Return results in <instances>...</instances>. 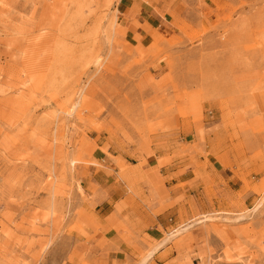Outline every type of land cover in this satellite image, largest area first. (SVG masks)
Listing matches in <instances>:
<instances>
[{
  "label": "rangeland",
  "instance_id": "obj_1",
  "mask_svg": "<svg viewBox=\"0 0 264 264\" xmlns=\"http://www.w3.org/2000/svg\"><path fill=\"white\" fill-rule=\"evenodd\" d=\"M208 147L236 196L166 204L139 172L193 186ZM114 172L127 198L102 222L93 178ZM143 192L151 216L179 207L157 237L119 217ZM0 264H264V0H0Z\"/></svg>",
  "mask_w": 264,
  "mask_h": 264
},
{
  "label": "crops",
  "instance_id": "obj_2",
  "mask_svg": "<svg viewBox=\"0 0 264 264\" xmlns=\"http://www.w3.org/2000/svg\"><path fill=\"white\" fill-rule=\"evenodd\" d=\"M138 23L140 25V28H138L135 33L131 32L127 34V42H129L132 46L136 45V35L139 37V40L137 39V41L140 42L145 38V36H147V33L160 27V24L158 23V20L155 17H146L143 20H139ZM191 140L193 141V139ZM215 150L216 149L214 147H208L205 149V151L210 153L209 158L206 159L202 156L198 157L197 162L202 165L199 171L201 175H203L204 179L203 181L198 180L192 183L193 186L185 185L183 188L175 189V187L179 184L190 183L194 180L193 171L190 169L182 173L181 175H176L177 169L175 166L161 168L156 172L153 170L156 167V162L154 160H151L143 164L139 168V172L144 178H150V176H154L156 175V173L161 177V179L163 180L164 188L168 194V199L166 198L164 200L166 204L183 194L185 197H200V199L203 198V200H205L199 203H204V205L207 206L208 202L204 195L206 189L212 192L216 188H218L221 189L226 195L234 197L242 188V185L239 182L237 175L232 173L230 170L221 167V165L214 159L217 154ZM112 156L116 157L117 155L113 153ZM121 157L131 167H137L139 165L138 162H128V160H126L125 156L123 155H121ZM187 163V159L173 161V165H185ZM107 165H111V163L107 162ZM129 177L127 179H129ZM93 179L95 183H97V185H99L109 197V199L96 206L93 211L96 214L97 218L104 222L114 213L115 203H117L118 201H124L127 198V194L125 191L126 184L122 182V180L118 179L116 172H114L113 176H106L105 174L100 173ZM116 179H118V181H116ZM135 189L140 192L144 188L142 185H137ZM147 197V193L143 192L142 194H140L139 198L134 197V202L128 207L120 205L119 217H126L135 229H141L143 226L142 222L151 225L152 228L148 232V234L157 237L158 227L167 228L169 226V223L172 222V220L176 221V213L179 210V207L172 206L164 210L159 215L151 216L149 213V209L146 207L145 204L141 202V199H146ZM211 202L214 206H217L216 201L212 200ZM159 220L161 223L159 222ZM119 244L120 250L126 252V248H122L123 244ZM163 252L164 251L159 250V252L153 255L152 259H155L156 261V255L162 254ZM109 259L117 261L118 255L111 254L109 256Z\"/></svg>",
  "mask_w": 264,
  "mask_h": 264
}]
</instances>
